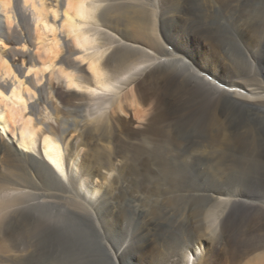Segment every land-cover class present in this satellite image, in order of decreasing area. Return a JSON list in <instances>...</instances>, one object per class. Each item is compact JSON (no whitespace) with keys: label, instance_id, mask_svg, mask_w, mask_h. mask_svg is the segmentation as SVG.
<instances>
[{"label":"bare ground","instance_id":"1","mask_svg":"<svg viewBox=\"0 0 264 264\" xmlns=\"http://www.w3.org/2000/svg\"><path fill=\"white\" fill-rule=\"evenodd\" d=\"M149 1L0 0V264H264V0Z\"/></svg>","mask_w":264,"mask_h":264},{"label":"rangeland","instance_id":"2","mask_svg":"<svg viewBox=\"0 0 264 264\" xmlns=\"http://www.w3.org/2000/svg\"><path fill=\"white\" fill-rule=\"evenodd\" d=\"M144 2H146V4L144 5L145 7L147 6V8L149 7L150 9H155V8H157V7H155V5H153V4H151L150 2H152V1H149V0H143ZM149 3H148V2ZM151 5V6H150ZM158 23V22H157ZM159 27V25H157L156 26V29ZM157 30H159L158 31V33L161 35V32H160V28H158ZM5 45L6 46V44H5V42H3L2 43V45ZM3 45V47H5ZM18 48H20V46L18 47ZM207 48V51H205L204 53H206V55H208V46L206 47ZM5 49H7V47H5ZM245 50H247V51H249L250 53H252V51L251 50H249L248 48H244ZM211 54H212V52H211ZM28 75H32V73H30V74H28L27 73V75H26V72H24V76L25 77H29ZM37 96V95H36ZM7 138L5 137V135H3L2 133H1V130H0V143L1 142H3L4 140H6ZM10 144L11 145H13V143L12 142H10ZM2 153H0V159L2 158ZM36 156H38L37 154H35ZM204 166H201V169L203 168ZM0 171L1 172H5V169H4V167L3 166H1L0 165ZM63 185H64V187L65 188H67V189H71V187H70V184L68 183V182H66V181H63ZM67 186V187H66ZM237 188L235 189V191H239L240 190V187L241 186H239V185H237L236 186ZM231 188V187H230ZM229 187L226 189V190H232V189H230ZM29 189L30 190H32V188H30L29 187ZM73 191V189H71V191L69 192V194H71V192ZM16 191H14L13 193H15ZM66 194H68L67 192H66ZM19 195H21L20 197H23L24 196V194H19ZM24 198V197H23ZM125 203L126 204H128V202L127 201H125ZM138 240V239H137ZM139 241V240H138ZM205 243V242H204ZM187 248V247H186ZM21 250V251H20ZM24 254V251H22V249H19V250H17V249H15V248H10V250L8 249V251H6L5 249H3L2 248V246L0 245V256L3 258V259H11V258H14V257H17V256H20V255H23Z\"/></svg>","mask_w":264,"mask_h":264}]
</instances>
